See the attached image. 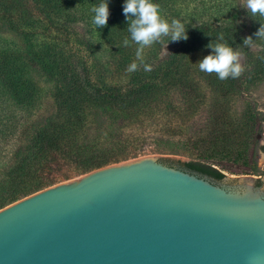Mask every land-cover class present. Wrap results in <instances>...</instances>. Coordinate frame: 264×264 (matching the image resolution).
<instances>
[{
	"label": "trees",
	"instance_id": "1",
	"mask_svg": "<svg viewBox=\"0 0 264 264\" xmlns=\"http://www.w3.org/2000/svg\"><path fill=\"white\" fill-rule=\"evenodd\" d=\"M179 1L153 0L169 22L185 23L189 39L168 44L165 37L162 43L145 48L144 62L153 68L145 72L136 61L138 45L127 31L125 0H108V25L100 29L92 22L91 9L102 0H0V35L19 33L26 42L24 48L0 49V82L15 97H22L27 107L45 104L32 73L42 68L55 83L50 87L55 89L53 102H47L51 116L40 122L33 115L0 116V153L11 138L18 137L12 158H0V210L111 164L155 153L176 154L164 139L154 146L150 142L158 140L156 134L163 138L170 133L153 125L163 118L184 130L187 122L205 113L210 126L202 125L200 136L191 139L198 147L208 145L202 149L207 152H199V160L186 162L184 169L217 180L226 177L213 159L219 158L218 152L231 157L225 151L236 143L230 139L233 133L223 129L218 111L208 110L199 98L201 81L210 80L225 95L242 91L251 81H264V40H255L254 48L243 47L244 38L256 39L264 18L256 17L261 22L252 18L239 0L231 11L219 6L218 17L206 11L196 21L182 16ZM221 34L220 42L243 54L245 71L239 78L221 81L199 70L197 63L212 53L206 45ZM125 39L129 46L124 45ZM163 46L168 50L162 56ZM102 51L110 56L105 76L98 60ZM134 61L138 70L127 72ZM247 121L249 132L253 131L257 116ZM260 149L264 151V146Z\"/></svg>",
	"mask_w": 264,
	"mask_h": 264
},
{
	"label": "water",
	"instance_id": "2",
	"mask_svg": "<svg viewBox=\"0 0 264 264\" xmlns=\"http://www.w3.org/2000/svg\"><path fill=\"white\" fill-rule=\"evenodd\" d=\"M146 155L0 210V264H264V178Z\"/></svg>",
	"mask_w": 264,
	"mask_h": 264
},
{
	"label": "rangeland",
	"instance_id": "3",
	"mask_svg": "<svg viewBox=\"0 0 264 264\" xmlns=\"http://www.w3.org/2000/svg\"><path fill=\"white\" fill-rule=\"evenodd\" d=\"M236 1L239 0H180L178 6L183 17L195 18L197 21L206 11L218 17L219 6L227 11ZM241 1L244 2V0ZM41 41H43L42 38H39L38 43ZM25 46L26 42L19 33L8 32L0 35V49L7 47L17 49V47L24 48ZM167 50V46H163L161 55L166 54ZM109 58V52L102 51L98 54V60L101 63L100 67L104 71L101 73L104 76L107 74L108 66L105 64ZM37 70L38 72L32 73L31 77L33 76L34 80H36V84L40 88L39 93L45 99V104L37 105L38 107H27L22 97H15V94L8 91V88L3 85L4 83L0 82V116L2 118L18 116L26 119L28 117H24L25 115H33V120L40 122V120L51 116L53 113L52 107H49L47 102H53L52 97L55 94V89L50 87H54L55 83L47 77L42 68ZM216 87L210 80L202 79L200 86L202 90H200L199 98L204 102L203 104L206 105L205 107L208 110L218 111L216 113L223 119V121L221 119L223 129L227 132L229 131L228 133H233V137L230 139L233 144L234 140L236 143L235 146L228 147L225 151L228 154H232L231 157L227 155L220 156V152H218L219 158L213 159L215 161L218 160L215 167L226 176L224 179L216 181L230 186L234 184V180L240 177L251 175L257 178H264V153L260 149L264 145V81H251L244 86L242 91L230 95H225L223 91H219L218 87ZM213 108H219L220 111ZM255 115L258 120L256 128L253 130L254 132L252 130L249 132L247 118H252ZM205 117L206 114L204 113V115L187 122L186 127L183 128L184 130L179 129L180 127L177 125L179 123L172 124V122H168L164 118L153 124L157 131L160 128H165L170 133L163 138L161 134H156L155 136L158 140L150 141L151 144L154 146L155 143H163L162 140L164 139L166 140L164 143L170 144V148H173L175 150L173 152L176 154L169 152L167 154L155 153L151 155L166 156V163L181 169L185 168L184 164L186 162L198 161L199 152H207L202 149H206L208 146L201 147L199 145L198 147L194 140L196 139L195 137L200 136L198 130L201 126L204 124L209 125L204 120ZM17 138L16 136L10 139L5 151L0 153V158H12V150Z\"/></svg>",
	"mask_w": 264,
	"mask_h": 264
},
{
	"label": "clouds",
	"instance_id": "4",
	"mask_svg": "<svg viewBox=\"0 0 264 264\" xmlns=\"http://www.w3.org/2000/svg\"><path fill=\"white\" fill-rule=\"evenodd\" d=\"M242 7L252 18H264V0H244ZM91 11L94 13L92 20L94 26L97 29L107 27L110 16L108 0H102L94 5ZM123 13L128 23L127 31L130 33V39L138 45L135 52L136 61L143 64L145 72L153 70L152 65L144 62L145 48L158 42L162 43L165 37L168 38V44L189 39L188 27L185 23L180 19H172L169 22L162 16L160 5L153 0H125ZM258 21L261 22V20ZM254 35L256 39H253L251 35L244 38L243 47L254 48L255 40H264V22H261V26ZM223 40L224 37L221 34L216 40L206 45L207 48L212 49V53L197 63L199 70L209 75L215 74L221 81L239 78L245 71L241 63L243 54L238 48L234 49L227 43L220 42ZM124 45L129 46L128 39L124 40ZM136 61L128 66L127 72L132 73L138 70L139 65Z\"/></svg>",
	"mask_w": 264,
	"mask_h": 264
},
{
	"label": "flooded vegetation",
	"instance_id": "5",
	"mask_svg": "<svg viewBox=\"0 0 264 264\" xmlns=\"http://www.w3.org/2000/svg\"><path fill=\"white\" fill-rule=\"evenodd\" d=\"M264 146V145H263ZM262 153H264V151H262ZM170 165V164H169ZM171 166H173V165H171ZM215 180H217V179H215Z\"/></svg>",
	"mask_w": 264,
	"mask_h": 264
}]
</instances>
